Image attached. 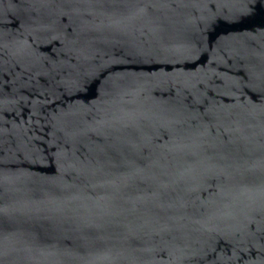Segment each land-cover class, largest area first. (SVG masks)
<instances>
[{
    "label": "water",
    "instance_id": "95a60500",
    "mask_svg": "<svg viewBox=\"0 0 264 264\" xmlns=\"http://www.w3.org/2000/svg\"><path fill=\"white\" fill-rule=\"evenodd\" d=\"M0 264H264V0H0Z\"/></svg>",
    "mask_w": 264,
    "mask_h": 264
}]
</instances>
